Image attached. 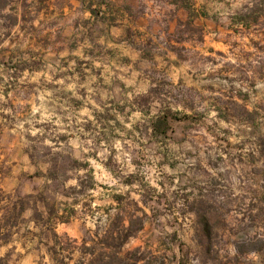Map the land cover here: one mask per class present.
<instances>
[{
  "label": "clouds",
  "instance_id": "obj_1",
  "mask_svg": "<svg viewBox=\"0 0 264 264\" xmlns=\"http://www.w3.org/2000/svg\"><path fill=\"white\" fill-rule=\"evenodd\" d=\"M29 3L28 15L32 23H37L31 34L37 37L51 28L63 27L61 14L65 8L71 9L66 17H88L87 10L77 0H29ZM113 7L117 10V21L111 37L115 39L119 34L116 46L121 49V55L130 56V65L128 72L121 69L119 74L105 67V78L100 83L108 88L101 90L97 77L88 70L83 80L79 75L67 77L69 83L53 79L58 70L67 69L48 64L42 71L21 73L14 91L5 96L13 77L0 72L3 76L0 83V113L3 114L0 115V189L12 194L10 200L0 204L3 209L0 218L7 211L3 205L14 203L17 198L23 180L21 173L26 166L25 149L33 155L37 167L47 170L56 161L39 160L37 156L43 155L49 146L53 154L62 153V162L67 164L62 176L64 187L83 185L84 195L74 197L81 204L87 201L91 207L93 197L110 202L115 193L126 196L131 208L119 212L122 219L117 231L130 232L128 221L133 227L142 224L136 219L142 215L136 211V205L143 198L148 207H153L155 201L149 202L151 193L158 190L166 174L171 175L168 167H156L161 157L152 151L151 142L154 136L159 138L164 132L166 121L183 117V112L177 109L184 105L185 109L191 108L194 114L203 116L199 125L201 131L209 128L218 137L229 130L225 142L219 146L207 133L190 137L198 163L222 156L220 149H228L229 144L240 146L245 158L251 152L256 163L232 167L225 192L205 199L199 207L193 205L199 222L190 220L181 228L172 216H166L162 229L182 231L181 240L191 237L186 241L185 252L191 251L192 255L187 257L186 264H264V155L257 146L258 135H253L260 126L258 121L264 122V0H113ZM174 21L187 23H177L173 29ZM32 23L26 32L32 28ZM125 33L131 34L130 42ZM16 35L14 30L12 37L0 42V49L8 47ZM181 37L188 42V48L183 47V41L180 46L172 44ZM201 37L207 38L206 45L198 43ZM148 40L152 41L151 55L146 56L143 42ZM215 41H220L230 51L226 57L209 63L203 51ZM95 43L102 48L110 47L103 38ZM26 47L29 45L22 35L11 45L12 49ZM126 48L132 53L125 51ZM54 54L48 51V55ZM74 64L73 61L69 65L72 71H75ZM124 76L133 81L129 87L114 84ZM50 84H59L60 88L49 90ZM81 89L86 90V98L78 95ZM67 91L84 100L81 110L58 98L57 93ZM224 99L231 101L233 115L221 119L218 111ZM110 100L116 104L109 106ZM35 101H39V107L35 106ZM101 103L111 111L112 119L106 123L92 116L93 112L104 111ZM117 104L124 107L116 111ZM86 127L89 130L86 131ZM65 132V143L59 149L51 146V141L56 139L59 143ZM260 141L264 142V137ZM100 165H105L109 173V178L102 180L110 185L107 191L96 184L101 177L92 171ZM205 168L207 178L228 171L224 166L216 167L215 171L207 165ZM253 168L258 171L253 172ZM28 170L31 171L30 166ZM77 180L79 184L75 183ZM162 191H170L167 183ZM184 210V202L177 201L174 214L179 216ZM116 214V209L110 211V215ZM90 219L93 225L99 219L96 226L101 231H107L111 223L102 212H94ZM169 221L174 226L172 229L167 228ZM80 224V235L72 238L66 229H58L55 224L45 227L25 222L13 226L0 219V264H89L91 257L81 255V242L86 239L94 244L96 235L83 215ZM200 224L203 232L214 225L210 256L205 255V245L201 243ZM192 228L196 229L195 235Z\"/></svg>",
  "mask_w": 264,
  "mask_h": 264
},
{
  "label": "rangeland",
  "instance_id": "obj_2",
  "mask_svg": "<svg viewBox=\"0 0 264 264\" xmlns=\"http://www.w3.org/2000/svg\"><path fill=\"white\" fill-rule=\"evenodd\" d=\"M77 2L87 10V18L66 17L65 14L69 13L71 9L65 8L64 13L61 14L64 17L61 21L63 27L61 29L51 28L37 37L31 34L37 28V23H32V19L28 15L29 0H0V33H3V36H0V42L8 37H12L14 30L17 31L16 37L9 41V46L0 49V72L10 73L13 77L12 80H9L8 86L5 89V96L7 93L14 91L21 73L24 71L39 72L44 70L48 64H51L53 68L67 69V71L63 72L58 70L56 76L53 77V79L64 80L65 83H69L67 77L70 76L79 75L82 80L86 79V70L91 72L93 76H96L98 83H100L105 78L106 66L111 68V72L115 74H119L121 69L124 72H128L130 56L121 55V49L116 46L119 34L115 39L111 37V31L117 21V10L113 7V0H104L105 4L100 8L102 11L101 16L105 19L93 15L89 9L90 0H77ZM96 7L97 4L93 5V8ZM38 11L42 12L43 9H39ZM30 23H32V28L26 32L25 29ZM177 23H187V21H174L172 25L173 29ZM21 35L27 40L29 47L12 49L11 45L15 44ZM125 37L129 42L132 39L130 33H125ZM101 38L110 47L102 48L97 46L95 42ZM182 41L183 37L173 40L172 44L180 46ZM143 43L145 44V55H151L152 41L148 40ZM198 43L206 45L207 38L201 37ZM86 45H91V47H87ZM183 47H189L187 41H183ZM49 50L55 54L48 55ZM125 51L130 54L132 53V50L128 48ZM229 51L230 49L227 46L223 45L220 41H215L203 51V55L211 63L217 58L226 57ZM62 53H67V55H61ZM76 53L79 54L77 55ZM26 56L28 59H25ZM73 61L75 62L73 65L75 71L69 69V65H72ZM125 81H128V83H125ZM2 82L3 76L0 75V83ZM132 83L133 81L128 76H124L122 80L114 81L115 85L123 87H129ZM93 86L95 87L96 85ZM53 88L58 89L60 85L50 84L49 90ZM106 88H108V85L100 83L101 90ZM78 95L86 98V90L81 89ZM57 96L61 102L66 100L76 110H81L84 106V100L77 99L76 96L72 95L71 91L57 93ZM95 99L97 103H100L98 98ZM21 103L27 104V101H21ZM34 103L36 107H39V101H35ZM114 104H116L115 101H108L109 106ZM11 106L15 107V105ZM101 107L104 108V111L93 112L92 116L95 120L106 123L112 119L111 111L103 103H101ZM123 107V104H117L115 110L119 111ZM88 108L91 111L92 106L89 105ZM177 112H183V117H176L178 119L171 120L169 130L166 133H162L159 138L154 136L151 142L152 151L156 156L161 157L156 167H168L171 170V175L166 174L165 179L159 182L158 190L151 193L149 202L155 201L153 207H148V203H145L143 198L136 205V211L142 213L136 219L143 222V228L134 238L129 239L123 244L117 257L114 255L115 249H106L103 244L107 243L105 242L107 234L114 233L115 236L118 233L122 234V232L117 231L122 219L119 212L124 211L126 208H131V204L127 202L125 195L119 193L112 194L110 202L93 197L91 207L87 201L81 204L80 200L74 197L84 195L83 185L80 188H76L75 185L69 188L64 187L65 182L62 176L67 164L62 162V153L56 152L53 154L49 146H46L43 155L37 156L39 160L50 158L56 161L47 170L37 167L33 163V155H30L28 150L25 149L26 166L21 173L23 180L17 190V198L14 203L21 201L26 210L20 217L7 210L0 219L4 223L13 226L25 222L45 227L55 224L58 229H66L67 233L71 234L72 238H75L80 235V217L83 215V218L89 221L90 229L96 235V241L93 244L89 240L82 239V256L93 259L105 252L107 255H111L109 259L106 258L104 260L105 264H186L187 257L192 255L191 251L185 252L186 241H190L191 237L186 236L185 240H181L182 231H164L161 227L164 217L172 216L175 224L180 225L181 228L190 220L199 222V217L193 205L199 207V204L205 199H211L217 194L225 192L228 187L231 168L237 165L255 164L256 158L251 152L245 158L241 154L240 146L233 147L229 144L228 149H231V152L228 149L221 148L220 150L223 152L222 156H216L212 160H205L203 164L198 163L196 155L193 154L194 149L190 137H200L203 133H207L208 138H211L219 146L225 142V135H227L229 130H224V135L214 136L209 128H204L201 131L199 125L203 120L202 115L194 114L191 108L185 109L184 105H180ZM0 115L3 114L0 113ZM232 115L231 101L224 99L219 107L218 118L223 119ZM258 123L260 126L255 130L253 135H258L257 146L261 155H264V142L260 141V138L264 137V122L258 121ZM85 130L89 129L86 127ZM66 138L67 133H62L59 143H57L56 139H53L51 146L59 149L65 143ZM205 165H207V168H212L213 171L216 170V167L224 166L228 171L207 178L205 176ZM29 166L31 167V171L28 170ZM55 169L58 170L59 175L57 179L52 180L49 178V175ZM81 171H84V169H81ZM92 171L94 175L98 173L101 177V179L96 180V184H99L102 189L107 191L110 185L102 182V180L109 178L106 166L100 165L99 168H93ZM252 171L256 172L258 170L253 168ZM75 183L79 184L80 181L77 180ZM166 183L170 189L167 192L162 191ZM1 191L0 199L4 201L6 200V196H12L11 193L5 194L3 189ZM92 191H96L95 186H93ZM4 201L1 202L0 200V204H3ZM177 201H183L185 204V210L180 212L179 216H176L173 212ZM3 206L7 208L5 204ZM113 209L117 210L115 216L110 215V211ZM94 212H102L103 216L107 217L111 222L108 225L107 231H101L96 226L99 224V219H96V225L91 223L90 218H93ZM61 217L65 218L64 220L69 219L67 222H62L58 220ZM127 223L130 225L132 222L128 221ZM205 223H207L206 220ZM173 227L172 222L169 221L167 228L172 229ZM213 228L214 225L209 226L203 232V225L200 224V231L202 232L201 243L205 245L206 256L211 255V245L215 238ZM191 231L193 235L196 234L195 228H192Z\"/></svg>",
  "mask_w": 264,
  "mask_h": 264
},
{
  "label": "trees",
  "instance_id": "obj_3",
  "mask_svg": "<svg viewBox=\"0 0 264 264\" xmlns=\"http://www.w3.org/2000/svg\"><path fill=\"white\" fill-rule=\"evenodd\" d=\"M97 4L96 8H93V5ZM105 2L104 0H90V11L93 13V15H95L98 18H103L101 13L102 11L100 10L101 6L104 5ZM178 119V118H175ZM169 123L170 121H166V127L163 133H166L169 130ZM58 170H53V172H50L49 178H51L52 180L57 179L58 177ZM1 194L2 191L0 189V198H1ZM11 197L10 196H6V200H10ZM1 202L4 201L3 199H0ZM7 207L8 212L16 214L17 217H20V215L26 210L25 207H23V205L20 202H15V203H9V204H5ZM11 205V207H10ZM20 206V207H19ZM11 218V217H10ZM65 218L61 217L58 220L62 221V222H67V220H64ZM129 227L132 229L130 232H122V234H117V236H115L114 233H109L106 236L105 242H107L106 244H103L104 247L106 249H115V253L114 255L117 257V255L120 253V249L123 246V244H125L129 239L134 238L135 235L143 228V222L142 224L138 225L136 228H133L132 223H130ZM109 257H111V255H107V253L103 252L102 254H100L99 257H94L93 259H91L89 261V264H105L104 260L107 258L109 259Z\"/></svg>",
  "mask_w": 264,
  "mask_h": 264
}]
</instances>
